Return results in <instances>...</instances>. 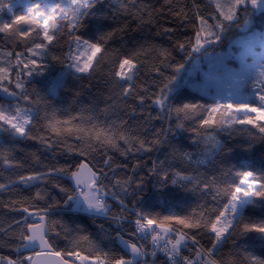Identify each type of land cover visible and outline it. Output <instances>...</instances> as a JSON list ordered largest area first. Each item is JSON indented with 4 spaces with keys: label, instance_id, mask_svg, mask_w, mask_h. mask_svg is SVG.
<instances>
[{
    "label": "snow or ice",
    "instance_id": "snow-or-ice-1",
    "mask_svg": "<svg viewBox=\"0 0 264 264\" xmlns=\"http://www.w3.org/2000/svg\"><path fill=\"white\" fill-rule=\"evenodd\" d=\"M117 5L125 17L119 23L115 13L105 11ZM22 7L16 15L11 3L0 2V12L13 16L0 23V133L11 141L36 139L47 150L62 145L70 159L61 167L17 171L25 165L13 156L14 144L0 139V176L15 174L0 181V193L37 187L32 197L3 203L20 218L0 226V234L16 233L17 240L15 258L0 257V264H157L158 254L166 257L165 264H264V0H208L205 7L214 9L210 15L202 14L195 0L191 8L179 0H164L160 7L137 0H26ZM165 12L179 22L176 27L175 21L159 23ZM60 20L66 23L61 26ZM187 27L191 32L183 40L173 39ZM161 29L171 47L145 35L159 36ZM128 31L140 39L125 44ZM230 31L235 35L225 45ZM118 34L121 44L115 47ZM142 71L150 73V85L139 82ZM98 74L108 89L103 108L93 99V105L67 119L46 109L44 133L32 135L40 103L71 90L81 104L76 99L81 92L69 89L70 81L87 80L90 90ZM145 105L142 120L169 124L150 139L129 123ZM128 107L125 119L121 113ZM179 132L189 136L170 142L169 133ZM220 133L242 138L229 143ZM162 150L164 158L153 160L148 180L117 175L122 165L115 153L126 158L134 151ZM208 165H219L223 179L213 175L209 181L195 171ZM49 180L56 181L52 187L59 199L38 187ZM213 188L217 202L211 210L177 211L185 194L207 195ZM110 200L120 214L110 215ZM88 220L118 251L93 239ZM98 220L114 223L115 235ZM124 224L134 225L130 238ZM62 233L70 246L57 245ZM201 233L207 243L197 238Z\"/></svg>",
    "mask_w": 264,
    "mask_h": 264
},
{
    "label": "trees",
    "instance_id": "trees-1",
    "mask_svg": "<svg viewBox=\"0 0 264 264\" xmlns=\"http://www.w3.org/2000/svg\"><path fill=\"white\" fill-rule=\"evenodd\" d=\"M2 3H11L14 6V12L16 15L22 14L24 9L22 5L26 2V0H0ZM123 3H127V0H122ZM138 3H147L149 5H154L156 7H160L163 5L164 0H137ZM177 0H173V3H176ZM196 3L201 5V11L204 15H210L214 9H210L205 7V5L208 3V0H195ZM113 0H106V4H112ZM179 3H186L189 8L192 7L193 0H179ZM118 9V5L116 7H108L105 9L109 15L112 13L116 14V23H119L125 19L122 15H120ZM166 19L162 17H158L159 23L162 25H167L169 23H172L175 21V23H172L173 27H176V25L179 23L176 21V18L171 15V13L165 12ZM13 19L12 14H9L7 10L5 9L3 12H0V23L4 21L11 22ZM66 23L64 20H60L61 26H63ZM109 23H112V21H109ZM116 23H113V26H116ZM190 23V22H189ZM134 26V25H133ZM19 27L28 29V25L21 24ZM191 32V28H181L176 33L173 34V39H180L183 40L185 38V34ZM124 43L130 45L132 43V39H140V34L136 32L128 31L127 33H124ZM147 38L156 43L157 45L163 46V47H171L173 41H170L167 39V36L163 34L161 29V34L159 36L155 35V33H145ZM235 35L234 31H230L228 33V36L225 38L224 43L226 44L228 39L233 37ZM121 44V41L119 39V34L117 38L114 40L113 45L115 47H119ZM4 45V39L3 34H0V46ZM11 47V45H8ZM66 45H65V51H66ZM219 50V49H218ZM60 49H53V52L56 54L60 53ZM177 59L180 58V54L176 53ZM147 67V66H146ZM15 79V78H14ZM139 82L141 84H151L150 80V73H147L146 71H142L139 76ZM103 77L99 76L98 78H94L91 82V89L87 87L89 82L87 80L81 82H73L70 81L69 83V89H72L75 87L77 91L81 92L80 97L76 98L81 101V104H76L73 99V92L71 90L64 91L61 94L60 99L58 100H46L45 102H42L38 105L40 112L39 116L36 120V126L32 129V135L35 137H39L44 133V120L41 119L45 115V110L49 113L52 112L53 109L56 110V116L59 119H67L70 116H74L77 112L81 110V107L88 108L90 105H93V99L95 100V103L98 104L101 108L104 107L106 103L105 97L108 94V89L105 87V85L102 83ZM29 91H31V86H29ZM33 99H35V96H33ZM23 103V101H21ZM131 105H135L136 101H130ZM131 112V107L125 108L124 112L121 113V115L127 119L126 113ZM137 115L134 120H130L129 123L132 125V127L135 129L136 134L139 135L141 138H151L153 132L156 129H159L161 127L168 128L169 124L167 122H162L159 120H153L150 123H148L146 120L141 119V115L146 116L148 109L147 105H145V109L143 113H141V110L139 108L136 109ZM155 115V113H153ZM100 118L103 119V114H100ZM145 127L148 128V131L145 132ZM172 128L174 131L175 124L173 122ZM255 131V130H253ZM161 136H163V132H161ZM189 132H179L177 136L173 137L171 133H169V140L170 142H176L180 140L181 138L188 137ZM233 139L232 137H229L223 133L219 134V138L223 141H227L229 143H235L236 140L241 139V135L239 133H233ZM0 139L8 140L9 143L14 144L15 150L13 151V156L24 163L25 168L24 169H18L17 171H25V172H31L34 169L39 168L40 170H47V168H56L65 166L70 157L67 156L65 153L63 146H58L57 148L53 150H47L43 145L37 142L36 139L33 140H19V141H11L10 138H8L7 133H0ZM183 143L187 145L189 141L187 139L183 140ZM35 157H38L39 160L37 161ZM163 159V150L162 151H153L151 153H142V152H133L127 155L125 158L120 153L114 154V160L117 164H121L122 166L118 169L117 175L127 178L128 176H133L135 179H139L140 177H144L146 180L149 179L147 173L149 169L151 168L153 160L157 159ZM76 159H83L82 157H77ZM98 159V157H97ZM89 161L95 165L96 160L92 157H89ZM135 166V171L133 170ZM0 171H2V166H0ZM191 171V170H190ZM197 174L202 175L205 179L211 181V178L213 175L217 177V180L223 179V176L221 172L219 171V165H208V166H201L198 169H195ZM14 173L4 171L3 175L0 176V181H5L6 177H13ZM56 181L49 180L45 184L38 185L39 188H41L44 192L48 194L49 197H55L59 199L60 194L58 191L52 187L53 183ZM61 183H65L66 181L61 180L59 181ZM105 183H109L106 181ZM37 191V187H33L31 190H27L24 188H19L14 192H7V193H0V226L8 227L9 225L13 224V221L15 219L20 218V213L13 212L10 210H7L3 207V203L8 201L9 199L13 198H24V197H32L35 195V192ZM186 195V202L185 204L178 208L177 211H179L181 214H190L193 209H196L197 211L202 210L201 206H203V209L211 210L213 205L217 202L213 199V196L215 195V189H211L209 194L204 195L201 192H191L187 193ZM219 198L217 197V200ZM38 204H43L44 201L37 202ZM110 204L113 205V210L110 215H118L120 214V208L119 205L116 204L115 201L110 200ZM157 211H161L159 208ZM58 218V217H56ZM97 223H104L105 227L109 229V231L112 233V235H115V232L112 231L116 228V225L114 223H110L107 221L98 220ZM87 229L88 232L92 235L93 239L101 244L102 246L113 248L118 251V245L113 244L110 242L103 234L99 233L96 229L95 225L92 224L91 220L87 221ZM123 232L125 234L126 238L128 237V233L133 231L132 225L124 224L123 225ZM18 231V230H17ZM16 233H10L8 237H4L3 234H0V257H10L15 258L16 253L13 251L15 245L17 244V240L15 239ZM198 239H201L202 243H207V240L203 237L202 233L198 235ZM56 243L60 247H66L70 246L69 240L64 239L63 233L61 234V237L56 239ZM148 248H150L149 244L147 245ZM83 247V246H82ZM231 247V245L227 246L225 249V255L228 253V249ZM257 254H259V250H257Z\"/></svg>",
    "mask_w": 264,
    "mask_h": 264
},
{
    "label": "built area",
    "instance_id": "built-area-1",
    "mask_svg": "<svg viewBox=\"0 0 264 264\" xmlns=\"http://www.w3.org/2000/svg\"><path fill=\"white\" fill-rule=\"evenodd\" d=\"M133 231H134V225H132ZM158 258L161 260V263L157 264H165L166 257L163 256V254H158Z\"/></svg>",
    "mask_w": 264,
    "mask_h": 264
},
{
    "label": "rangeland",
    "instance_id": "rangeland-1",
    "mask_svg": "<svg viewBox=\"0 0 264 264\" xmlns=\"http://www.w3.org/2000/svg\"><path fill=\"white\" fill-rule=\"evenodd\" d=\"M227 43H228V41H227ZM227 43L225 45H227Z\"/></svg>",
    "mask_w": 264,
    "mask_h": 264
}]
</instances>
